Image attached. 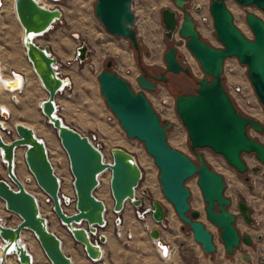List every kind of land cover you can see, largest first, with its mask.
<instances>
[{"label":"water","instance_id":"water-1","mask_svg":"<svg viewBox=\"0 0 264 264\" xmlns=\"http://www.w3.org/2000/svg\"><path fill=\"white\" fill-rule=\"evenodd\" d=\"M48 1L56 3L59 0ZM187 1L172 0L175 8H162L160 21L168 40L173 39L175 32L184 39L185 47L204 73L196 81L194 93L174 96L175 113L186 131L189 149L194 152L197 163L168 145L165 132L171 128V123L161 122L143 92L133 91L124 78L110 70L111 60L105 61L104 69L96 74V79L99 92L120 128L128 138L142 142L146 153L152 157L158 170L157 179L162 196L172 205L182 223L188 226L202 252L211 254L215 251L212 235L197 219L198 212L190 209L187 202L189 190L184 182L196 176V184L205 202V217L219 229L224 252L230 255L240 242L250 245L252 238L248 233L239 235L237 232L234 226L235 215L229 211L230 201L224 195V179L209 167L203 154L196 149L209 148L220 154L238 173L248 170L241 154L253 153L262 169L253 166L250 170H261L264 178V144L246 132L247 127H250L261 133L263 125L254 118L239 114L222 86L223 61L235 57L246 67V76L264 109V22L252 12L244 15L252 32V38L248 39L234 25L225 0H210L208 11L215 38L221 44L220 48H216L199 37L193 18L186 8ZM234 1L242 6L254 5L264 11V0ZM131 2L94 0L92 10L109 35L130 41L139 58L138 42L133 29L135 14ZM12 5L22 31L21 44L25 58L46 93V97L39 100L38 109L55 131L65 152L73 197L68 202L66 195L58 196L59 178L49 161L44 141L34 130L17 122L13 125V135H9V130L0 123V132L8 134L9 138L5 141L0 134V162L5 170V177H0V200L5 210L19 218L14 226H7L0 221V264L10 255L15 256L19 264H33L31 254L21 242L23 230L32 233L48 264H71L70 257L61 250L60 239L48 229L46 218L40 214L36 197L23 186L28 179L21 181L15 175L14 155L17 148H22L23 161L39 191L50 197V211L71 239L81 245L87 258L96 261L101 256L99 245L105 241L100 231L107 225L104 217L105 203L94 195V190L99 186V175L108 172L107 187L112 200L110 211L116 216L115 221H119L118 214L128 202L133 209L143 208L155 225L164 227L165 208L157 200H151L148 206L145 205L144 199L150 197L147 189L140 190V195H136L142 172L133 154L123 147L113 146L109 149V158L105 159L103 153L85 135L67 125L58 114L55 96L59 87L67 85L66 79L53 69L57 60L49 46L38 44L36 39L61 19L60 9L57 6L46 7L37 0H13ZM194 10L198 11L199 5ZM179 43L175 41V45ZM88 52V44L80 39L74 58L82 62ZM162 57L166 71L189 72L187 67L177 61L175 47H169ZM10 77L0 80L3 89L8 92L19 90L22 76L12 72ZM166 80L164 73L147 75L143 71L135 78L140 89L149 92L155 90L157 81L165 83ZM0 118L6 120L8 114L2 111ZM61 204L66 207L71 205L72 212L64 211ZM236 207L242 219L250 223L247 203L238 199ZM147 234L152 241L161 244L157 227L147 230ZM260 237L257 235L256 239ZM241 256L248 259L245 253Z\"/></svg>","mask_w":264,"mask_h":264},{"label":"rangeland","instance_id":"rangeland-1","mask_svg":"<svg viewBox=\"0 0 264 264\" xmlns=\"http://www.w3.org/2000/svg\"><path fill=\"white\" fill-rule=\"evenodd\" d=\"M40 1L46 5L44 0ZM209 2L210 0H188L186 8L194 21H196L195 25L199 37L209 45L220 48L221 44L216 40L213 28L205 27L198 21L199 13H206L208 11ZM12 3L13 0H2V6L0 8V59L4 68L6 70L9 69L8 74L11 71L16 73L12 68L23 71L24 73H31L29 71L30 65L25 58L21 44L22 31L15 19ZM93 3L94 0H59L56 4L62 9V18L56 21L47 33L37 38L38 42L47 44L50 47L53 55H55L57 60L61 61V67L67 76L71 78L70 87L65 88L55 96L58 105V114L64 119L67 125L80 134L85 136L93 135L101 147L105 149L103 153L105 159L109 158L108 150L110 147L120 146L133 154L139 161L144 173L140 181L145 187L144 189L149 191L150 195L149 198L144 199L145 205L148 206L151 200H161L165 208L166 220L164 227L155 225L148 216L145 220H151L153 225H155L154 227L159 229L162 240L172 246L176 260L182 258V264H199L197 262L199 258H204L206 264H264V178L261 175V170L256 172L250 170V167L253 166H259L262 169L259 162H254L252 159L254 154H241L243 161L248 166V170L245 173H238L226 163L220 154L212 152L209 148L196 149L203 154L204 160L209 167L218 172L224 179V195L230 201L229 211L235 215L234 226L237 232L239 235L248 233L252 238L250 245H245L240 242L232 254H225L222 241L219 237V229L205 217V202L196 184V176H192L184 182V185L189 190L187 202L192 210H196L194 208L195 204H198L199 208L202 207L201 211H198L200 213V220L211 233L212 241L215 245V251L213 253L204 254L199 244L193 240L188 226L182 223L177 217L172 205L162 196L157 179L158 170L153 163L152 157L146 153L142 142L126 136L99 92L96 74L104 69L106 60L109 59L113 62L116 59L114 56L118 52L123 57L124 65L127 68L131 67L137 74L141 73V71L147 75L164 73L167 77L166 82L157 81L155 83V90L152 92L146 91L145 94L149 102H151V106L154 108L157 107L159 97L165 95V93L169 96L167 97L168 102L171 103L173 101L171 110L169 109V111L173 114L174 123L165 132L166 142L170 147L180 151L190 160L197 163L194 152L189 149L186 131L175 113L174 96L181 92H184V94L194 93L197 87L196 81L203 77L204 73L195 58L185 47L183 38L179 37L176 32L172 40H168L164 36V29L160 21V10L162 8L174 9L172 0H132L131 7L135 14L133 29L138 42L139 58H137V52L132 48L129 40L123 38L118 39L117 37L109 35L103 26L99 24L93 14ZM197 5H199V10L195 11L194 7ZM225 5L232 14L234 25L246 38L251 39L252 32L245 22L244 15L247 12H252L264 22V11L254 5L242 6L234 0H225ZM80 39H84L88 44L89 52L84 61L77 62L74 59V52ZM175 41H179V45H175ZM169 47L176 48L177 61L182 66L188 68V73H172L166 71L162 54ZM233 59L234 57H230L223 61L225 63L222 73V86L224 90L229 89L230 80L232 77H235L236 82L241 83L245 90L251 92V84L246 76V69L242 64L237 65L233 71H229L230 63L234 62ZM1 61L0 68L4 75ZM4 77L9 78L5 75ZM127 80L130 81L134 90L137 89L132 80ZM26 81L24 88L17 95L6 92L1 86L0 101H5L11 110L9 112L10 116L4 121L7 123L6 130H9V135H13V125L17 122L32 128L37 136L43 139L46 145L54 173L61 181V192L66 196L73 197V193L70 195L66 193L68 187L71 189L72 187L71 174L65 152L59 144L55 131L47 124L46 119L38 109V102L45 97V91L39 86L37 79L32 73L30 76L28 75ZM32 90H35L33 94H31ZM27 93L30 100L27 99L24 106L23 99L27 96ZM13 95L18 99L19 103H14L11 100ZM257 107L259 110L257 113L259 114L253 118L264 125V109L262 105H257ZM1 135L5 141L9 140L8 134L1 133ZM250 135L251 138L264 144V129L261 133H251ZM22 152V148L16 151V175L21 181L25 178L29 179V182H24L25 189L37 198H40L42 193L35 185L33 178L26 168ZM106 174L108 173L101 175L102 181L99 182L100 185L94 190L95 194L99 197H105L107 195L106 192H108V190L104 191L102 186ZM0 177H5V170L1 162ZM138 195H140V191ZM108 198L111 200L107 196ZM238 199H242L247 203L251 215L250 223H246L240 216L236 207V201ZM64 209L67 212L71 211V205L69 207L64 206ZM40 213L46 218L48 225L54 228V221L51 217L52 212L46 205L40 204ZM0 217L9 226H14L19 220L16 214L5 210L1 200ZM125 220L130 222L128 225L135 227L136 230L133 238H129L133 241L132 246L129 243L130 247H125L124 249L128 252L124 258L131 261L139 258V260L145 259L150 263L160 264L153 255L152 246L147 235L148 229L147 227H143L142 223L145 220L140 221L141 223L131 221L130 218ZM125 233L130 234L127 229L124 230V235ZM257 235L261 236L259 240L256 239ZM23 240L30 253L34 256L35 264H48V260L31 232L23 230ZM242 253L247 254V260L242 258ZM209 258H211V261H209ZM199 262L201 263V261ZM7 264L10 263L8 262Z\"/></svg>","mask_w":264,"mask_h":264},{"label":"crops","instance_id":"crops-1","mask_svg":"<svg viewBox=\"0 0 264 264\" xmlns=\"http://www.w3.org/2000/svg\"><path fill=\"white\" fill-rule=\"evenodd\" d=\"M44 1L46 3V5H45L46 7L57 6L60 9V11H61V18H62L63 12H62V9H61V7L59 5H57L56 3H53V2L52 3L51 2H48V0H44ZM112 39H114V38H112ZM37 43L38 44H41L38 41H37ZM41 45H47V44H41ZM49 49H50V47H49ZM50 52L53 55V52L51 50H50ZM122 52H123V50H122ZM118 55H120L122 57L121 54H118ZM56 60H57V58H56ZM0 61H1V59H0ZM60 62L61 61H59V60H57V62H56V64H57V70L59 72L60 77L66 79L67 85L64 86V89L65 88L67 89L71 85V80H70L71 78H70V76H67L66 72L61 67ZM1 64H2V67H3V73H4V75L10 78V75L9 74L12 71L8 74L9 69L6 70L4 68L2 61H1ZM128 68L131 69V71H132L133 74H137V73L134 72V70H132L131 67H128ZM29 69H30L29 71L37 79L36 75L34 74L32 68H31V66H30ZM12 70H14L16 73H18V74H20L22 76V86H21V88L19 90L13 91L17 95V93L20 92L24 88V86H25L24 79L26 78L25 80H27V77H28L27 75L30 76L31 73H28V72L27 73L26 72L24 73L23 71H20V70L15 69V68H12ZM131 76L126 77V79L132 80V77ZM9 78H6V79H9ZM222 78H223V76H222ZM37 81H38V79H37ZM128 82L130 83V81H128ZM38 84L41 87L39 81H38ZM143 93L146 96L145 92H143ZM181 93H184V92H181ZM45 97H46V93H45ZM146 98H147V96H146ZM0 102H3V100H1ZM55 103L57 104V101L56 100H55ZM57 109H58V105H57ZM63 121H64V119H63ZM45 147H46V145H45ZM100 148H101L100 149L101 152L104 153V150L105 149H103V147H100ZM46 150H47V148H46ZM47 154H48V151H47ZM48 158H49V156H48ZM252 159L254 160V158H252ZM135 160H136L138 166L141 169V172H142L141 179H142L143 178V174H144L143 173V169H142L141 164L139 163V161L136 158H135ZM256 161L257 160H254V162H256ZM107 178H108V174H106L105 175V178L103 179L104 181H103V185L102 186H103V190L104 191H107L108 190L107 189ZM100 181H102V179H100ZM144 188L145 187L143 186L142 182L140 181V184H139V186H138V188L136 190V195L139 196L138 195V192L140 190L144 189ZM66 193L68 195H70L71 193H73L72 192V189L68 187V189L66 190ZM106 193H107V195L105 197H99V196H97L95 194V191H94V195L97 198L103 200V202L105 203V206H106V211H105L104 217L106 219L107 225H106V228L104 230L100 231V233H103L104 236H105V241L99 245V248H100V251H101L100 258L98 260H96V261H91L90 259H88L87 256L85 255V253H84L81 245L75 243L71 239V237L65 231V229L61 226V224L59 223V221L57 220V218H55V216L51 213V215H52L51 217H52V219L54 221V228L50 227L48 225V222H47V227H48V229L50 231H52L60 239V241H61V250L63 251V253L65 255H67V256L70 257L71 264H153V263H150L149 261H147L145 259H140L139 260V258H136V257H135L136 259H134L132 261L131 260H127V259L124 258V256L128 253L124 249H125V247H130V244L132 246L133 241H131L129 238H133V236L135 234V230H136L135 227L129 226L128 223H130V222H127L125 219L130 218L131 221H135V222H139V223H141V222L135 219V216H134L135 210L133 209V207L128 202H126L125 205H124L123 211L118 214L119 221H118V226L116 227L115 223L117 221H115V217H114V215H112V213L110 211L111 204H112V200H109V198L107 199V196L109 197V195H108V192H106ZM105 200L107 201V203H106ZM70 212H72V210L71 211H68V213H70ZM142 224H143V227H147V229H150L151 226H152L151 228H153L155 226V225H153V223L151 222V220H148V219H146L145 222L142 223ZM164 224H165V221H164ZM7 226H9V225H7ZM125 229H127V231L130 232V237L129 238L126 237V233L124 235V230ZM148 239H149L150 244L152 246L153 255H154L155 259L160 264H175V263L176 264H182L183 263V259L182 258H180V260H176L174 254H173V248H172V246L169 243L163 241L162 238H161V236H159V242L162 245H165L166 248H167V250H166L167 252H166V254L164 256H161L159 254V249L157 250V247L152 242V240L149 238V236H148ZM6 258L8 259V261H9L10 264H16L13 261L12 256H7ZM199 261H201V263ZM209 261H211V258H209ZM197 262L199 264H206L204 258H199L197 260Z\"/></svg>","mask_w":264,"mask_h":264},{"label":"built area","instance_id":"built-area-1","mask_svg":"<svg viewBox=\"0 0 264 264\" xmlns=\"http://www.w3.org/2000/svg\"><path fill=\"white\" fill-rule=\"evenodd\" d=\"M1 3H2V1H1ZM193 21H194V19H193ZM198 21L201 24H203V26H205V27L213 28L212 27V20H211V16L209 14V11H206V13H203V12L201 13L200 12L199 15H198ZM195 22L196 21H194V23ZM195 27H196V25H195ZM119 39H122V38H119ZM114 57L116 59L113 62L111 61V67H110V69L114 73H116L117 75H119L120 77L124 78L127 82H128V80L126 79V77L132 75L131 76L132 77V81H133L135 87L137 88V89L134 90L133 87H132V85L128 82V84L132 88V90L135 91V92L138 91V90H140L142 92H146L144 90H141L140 87L137 85V83L135 81V78H136L137 74H133L132 71H131V69L130 68H127L124 65V62L122 60V57L120 55H118L117 53L115 54ZM75 60L77 62H79L77 59H75ZM233 61L234 62L230 63V65H229V71H233V69H235L237 67V65H240V63L236 60L235 57H234ZM56 65H57L56 63H55V65H53V69L55 70L56 74L59 75V72H58V70L56 68L57 67ZM224 66H225V63L223 62L222 72L224 70ZM245 69H246V67H245ZM9 79H11V78H9ZM235 80H236V78L235 77H232V79L230 80V84L228 86L229 89L225 90V92L229 96L231 103L233 104L235 110L239 114H241L243 116H246V117L253 118L254 115H256L257 112H259V110L257 109L258 108L257 105L259 106L261 104L258 101V99L256 98L253 89H251V92H249L248 90H245L244 89V87H243V85L241 83H238ZM251 88H252V86H251ZM63 90H64V85L58 88L57 94L61 93ZM167 97H169V96L166 95V93H165V95H162L161 97H159L158 102H157V107L156 108H154L153 106H151V107L153 108V110L155 111V113L158 115V117H159V119H160L161 122H163V123L164 122H169V123H171V126H173V123H174L173 122V116H172L173 114L169 111V109L171 110V106H172L173 101L171 103H169L168 100H167ZM149 103H150V105H152L151 102H149ZM56 107H57V104H56ZM263 129H264V125H263ZM246 132H247V134L249 136H251L250 135L251 133L257 134V132H255L250 127H247ZM86 137H87V139L89 140V142L93 146L97 147L99 150L101 149L100 148L101 145L97 142V140L95 139V137L93 135L86 136ZM252 158H254V160H256V158L254 156ZM100 179H101V175H99V177H98V182H100ZM63 195L64 194L61 192L60 182H59L58 196H63ZM67 197H68V202H70L72 200L71 199L72 197H69V196H67ZM36 199H37V203H38L39 212H40V204L46 205L49 210L51 209V200H50V197L49 196H47L45 194H41L40 198H37L36 197ZM61 206L64 207L65 205L64 204H61ZM134 210H135L134 216L139 221L145 220V218L148 216V214L145 213V211H144L143 208H136ZM114 217L116 218L115 215H114ZM115 225H116V227L118 226V221L115 223ZM126 237L129 238L130 237V234L127 233L126 234ZM152 242L155 244V246L157 247V249H160L161 253L159 251V254L161 256H164L167 251L164 252V253L162 251H163V249L167 250L166 246L165 245H162V244H157L156 241H152ZM12 258H13V261L16 264H19L17 262V259H16L15 256H12ZM2 264H4V262Z\"/></svg>","mask_w":264,"mask_h":264},{"label":"bare ground","instance_id":"bare-ground-1","mask_svg":"<svg viewBox=\"0 0 264 264\" xmlns=\"http://www.w3.org/2000/svg\"><path fill=\"white\" fill-rule=\"evenodd\" d=\"M1 1L2 0H0V8H1V6H2V3H1ZM37 2H39L40 4H42V5H44L45 6V4H43L40 0H37ZM230 6V5H229ZM231 7V6H230ZM236 8V7H235ZM234 9V8H233ZM76 37H78V36H76ZM36 41H37V39H36ZM112 48V47H111ZM118 51V50H117ZM115 52V51H114ZM118 54H119V52H118ZM57 66V65H56ZM57 68V67H56ZM28 76V75H27ZM2 79H6L5 77H4V75L2 74V70H1V68H0V80H2ZM26 79V78H25ZM24 79V82H27L26 80ZM32 81V80H31ZM79 81V80H78ZM66 82V84H67V81H65ZM1 82H0V90L3 88V86H2V88H1ZM35 87V86H34ZM28 88V87H27ZM31 89V88H30ZM30 89H28L29 91H30ZM33 89V88H32ZM26 90V89H25ZM28 91V92H29ZM33 91H35V90H32V93L31 94H33ZM6 92H8V91H6ZM8 93H11V94H15L14 92H8ZM26 94V93H25ZM24 94V95H25ZM30 95V94H29ZM37 95V94H36ZM32 96V95H31ZM32 98V97H31ZM27 99H29L30 100V98L28 97V93H27V96L23 99V102H24V106H25V103L27 102ZM11 100L14 102V103H19V101H18V99L13 95L12 96V98H11ZM29 102V101H28ZM28 104V103H27ZM2 111H5L7 114H8V117L10 116V114H9V112H11V110H10V107L8 106V104L5 102V101H3V102H0V112H2ZM27 111V110H26ZM29 111V110H28ZM25 113V112H24ZM13 114H14V112H13ZM26 114H28V113H26ZM32 114V113H31ZM259 113H257L256 115H258ZM28 115H30V114H28ZM255 116V115H254ZM26 117V116H25ZM259 117V116H258ZM32 118V117H31ZM30 118V119H31ZM1 119V118H0ZM29 119V120H30ZM2 120V119H1ZM7 120V119H6ZM6 120H2L0 123L2 124V126L5 128V129H7V123H5L4 121H6ZM47 121V120H46ZM48 124V123H47ZM49 125V124H48ZM51 126V125H50ZM35 132V131H34ZM0 134H1V132H0ZM35 134H36V132H35ZM37 135V134H36ZM2 136V135H1ZM3 138V137H2ZM4 139V138H3ZM19 148H17L16 150H15V155H14V172H15V175H16V171H15V169H16V165H15V162H16V151L18 150ZM106 173H108V172H106ZM229 173V172H228ZM223 174H225V173H223ZM56 175V174H55ZM227 176V175H226ZM16 177L18 178V176L16 175ZM19 179V178H18ZM20 180V179H19ZM30 180L28 179V181L27 182H29ZM59 182H60V189H61V181H60V179H59ZM23 186L25 187V185H24V183H23ZM27 190V189H26ZM160 201V203L161 204H163V201H161V200H159ZM199 205L198 204H195V206H194V208L197 210V212L198 211H201V208H199L198 207ZM63 210L65 211V209H64V207H63ZM168 219V218H167ZM200 222H201V220H200V213L198 212V218H197ZM165 220H166V218H165ZM171 220V219H170ZM0 221L3 223V224H5L4 223V221L2 220V218L0 217ZM203 223V222H202ZM204 224V223H203ZM6 225V224H5ZM21 242H22V244L23 245H25V247L27 248V250H28V247H27V245H26V243L24 242V240H23V231L21 232ZM158 250V249H157ZM159 251H160V249H159ZM28 252L30 253V251L28 250ZM163 253L164 252H166V250L165 249H163V251H162ZM170 252V251H169ZM160 253H161V251H160ZM31 254V253H30ZM31 257H32V261H33V264H35L34 263V256L31 254ZM9 261H8V259L7 258H5V260H4V264H7ZM176 264V263H175Z\"/></svg>","mask_w":264,"mask_h":264},{"label":"trees","instance_id":"trees-1","mask_svg":"<svg viewBox=\"0 0 264 264\" xmlns=\"http://www.w3.org/2000/svg\"><path fill=\"white\" fill-rule=\"evenodd\" d=\"M139 66H140V64H139ZM141 68V67H140Z\"/></svg>","mask_w":264,"mask_h":264}]
</instances>
